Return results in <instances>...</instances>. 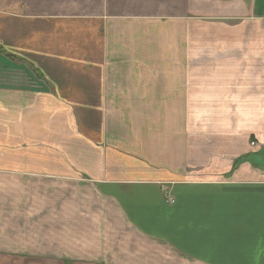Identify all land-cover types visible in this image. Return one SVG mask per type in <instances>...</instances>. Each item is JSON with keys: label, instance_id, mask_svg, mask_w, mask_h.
<instances>
[{"label": "crops", "instance_id": "0c3cea01", "mask_svg": "<svg viewBox=\"0 0 264 264\" xmlns=\"http://www.w3.org/2000/svg\"><path fill=\"white\" fill-rule=\"evenodd\" d=\"M0 264H264V0H0Z\"/></svg>", "mask_w": 264, "mask_h": 264}]
</instances>
